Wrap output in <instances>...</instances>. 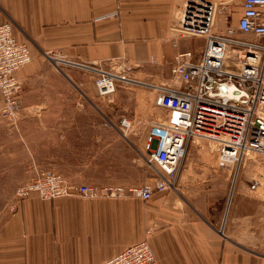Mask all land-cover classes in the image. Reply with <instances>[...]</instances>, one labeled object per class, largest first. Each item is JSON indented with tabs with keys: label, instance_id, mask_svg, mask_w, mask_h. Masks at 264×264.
I'll return each mask as SVG.
<instances>
[{
	"label": "crops",
	"instance_id": "1",
	"mask_svg": "<svg viewBox=\"0 0 264 264\" xmlns=\"http://www.w3.org/2000/svg\"><path fill=\"white\" fill-rule=\"evenodd\" d=\"M236 8L234 23L241 5ZM7 18L15 38L30 46L31 60L17 72L25 86L46 63L60 62L46 59L43 53L49 51L63 60L125 65L142 82L171 85H179L171 76L174 56L185 50H194L195 58L199 54L190 44L196 37L176 29L177 12L169 0H0V23ZM29 93L24 108L40 107L26 101ZM21 138L0 137L1 156L11 158ZM197 145L195 138L187 146L176 189L156 191L145 200L44 199L30 192L1 205L7 209L0 210V264H101L142 240L150 226L156 264H264V254L242 246L234 230L219 231L222 199L218 184L210 182L217 172L216 153L205 155L194 150Z\"/></svg>",
	"mask_w": 264,
	"mask_h": 264
},
{
	"label": "built area",
	"instance_id": "2",
	"mask_svg": "<svg viewBox=\"0 0 264 264\" xmlns=\"http://www.w3.org/2000/svg\"><path fill=\"white\" fill-rule=\"evenodd\" d=\"M187 0L181 28L183 35L204 37L200 53L178 52L171 64V76L179 85L142 82L129 75L130 67L115 64L102 66L63 60L53 51L44 52L46 59L82 68L93 76L99 95H108L118 84H139L156 91L155 105L165 110L161 120H153L144 136V158L154 166L155 179L150 183L124 188L70 183L60 172L50 168L36 169L34 178L21 186L19 198L36 192L40 198L79 195L137 196L149 198L154 192L176 189L187 146L195 138L215 142L218 166L234 165L235 175L249 151L264 153V0H241L237 22L227 25L230 8L227 0ZM227 25L225 30L212 31L216 16ZM244 37H237L236 33ZM234 55L240 67L225 64ZM27 42L13 35V22L0 23V115L15 118L20 107L23 83L18 70L30 62ZM234 62V61H233ZM234 86L239 97L219 93L217 84ZM127 119H122L126 125ZM130 122L128 121V125ZM155 228L145 230V237L128 246L101 264H156L148 237ZM219 231L223 233V229Z\"/></svg>",
	"mask_w": 264,
	"mask_h": 264
},
{
	"label": "rangeland",
	"instance_id": "3",
	"mask_svg": "<svg viewBox=\"0 0 264 264\" xmlns=\"http://www.w3.org/2000/svg\"><path fill=\"white\" fill-rule=\"evenodd\" d=\"M169 1L177 12L175 27L180 29L187 0ZM217 1L220 7L223 0ZM227 1L231 13L227 25L233 26L232 18L241 0ZM221 16L218 12L212 31L225 30L227 25ZM179 34L196 37L190 44L200 53L203 36ZM235 35L246 37L239 32ZM235 59L229 55L228 66L240 67ZM54 67L46 63L27 86L23 82L15 118L0 115V137L23 138L22 143H16L11 158L0 154V206L19 198L18 189L34 178L36 169L56 170L73 184L129 188L153 182L155 165L145 160L143 146L149 128L145 121L161 120L165 113L155 105L156 91L148 86L122 83L114 92L102 96L89 72ZM27 90L30 93L26 101L40 107L24 108ZM124 118L129 125L121 123ZM197 141L199 145L192 146L194 150L205 155L216 153L215 142L198 138ZM216 169L210 182L218 184L216 193L222 199L219 229L234 230L236 241L242 246L264 254V153L249 151L235 177L234 165H216ZM3 209L7 207H0Z\"/></svg>",
	"mask_w": 264,
	"mask_h": 264
},
{
	"label": "water",
	"instance_id": "4",
	"mask_svg": "<svg viewBox=\"0 0 264 264\" xmlns=\"http://www.w3.org/2000/svg\"><path fill=\"white\" fill-rule=\"evenodd\" d=\"M216 88L218 89L219 93L224 95L235 96V97H239L240 95H242V92L237 88H235L234 86L228 87L220 83L216 85Z\"/></svg>",
	"mask_w": 264,
	"mask_h": 264
},
{
	"label": "bare ground",
	"instance_id": "5",
	"mask_svg": "<svg viewBox=\"0 0 264 264\" xmlns=\"http://www.w3.org/2000/svg\"><path fill=\"white\" fill-rule=\"evenodd\" d=\"M226 62H227V61L225 60V64H226ZM126 124L128 125V121H126Z\"/></svg>",
	"mask_w": 264,
	"mask_h": 264
}]
</instances>
